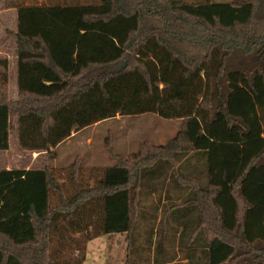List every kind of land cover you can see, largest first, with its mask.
<instances>
[{
  "label": "trees",
  "instance_id": "16d2710c",
  "mask_svg": "<svg viewBox=\"0 0 264 264\" xmlns=\"http://www.w3.org/2000/svg\"><path fill=\"white\" fill-rule=\"evenodd\" d=\"M0 3L17 15L18 86L12 101L0 57V151L14 131L20 149L50 163L73 133L117 115L182 120L167 143L143 142L110 166L0 168V264H83L88 241L131 239L138 191L170 168L175 234L191 229L189 208L192 235L203 229L186 264H264V206L247 189L264 168V0ZM157 234L164 242L165 227Z\"/></svg>",
  "mask_w": 264,
  "mask_h": 264
},
{
  "label": "rangeland",
  "instance_id": "374dc122",
  "mask_svg": "<svg viewBox=\"0 0 264 264\" xmlns=\"http://www.w3.org/2000/svg\"><path fill=\"white\" fill-rule=\"evenodd\" d=\"M58 1L86 0H28L29 3L38 4H52ZM212 1L246 2L248 0ZM16 16L15 9H7L3 3H0V57L8 58L10 61L8 98L12 101L17 99ZM181 122V119H166L156 113L117 115L80 130L56 146L55 157L50 163L48 162L50 155L46 152L20 149L16 133L12 131L10 148L0 151V168H38L49 163L55 171H58L75 160L82 162L84 169L92 166H110L119 156L127 157L137 152L143 142L155 145L167 143L177 133ZM169 171L170 174L166 180L160 182L151 192L145 186L138 191L136 228L131 239L128 240L127 233H111L88 241L86 259L83 264H186L188 262L185 257L192 247L190 242L199 239L201 237L199 233L203 229H197L192 235V228L199 215L197 210L189 208V216L185 222L190 223L191 229L187 230V235L181 238L175 234L172 218L170 219L168 214L169 217H167L164 211L167 202L171 204L178 201L175 191L177 178L171 174L172 168ZM195 177L199 183L203 185L207 183L205 173H199ZM180 185H183L186 193H189L193 187L187 183ZM247 187L249 192L260 197L264 206V168L250 173ZM146 197L150 198L147 200ZM157 203L159 209L155 211ZM184 205L178 206L176 216H180L186 209ZM164 227L165 240L161 242L157 231ZM245 257H247L246 254L240 256L239 262H242Z\"/></svg>",
  "mask_w": 264,
  "mask_h": 264
},
{
  "label": "crops",
  "instance_id": "0c3cea01",
  "mask_svg": "<svg viewBox=\"0 0 264 264\" xmlns=\"http://www.w3.org/2000/svg\"><path fill=\"white\" fill-rule=\"evenodd\" d=\"M16 59H17V58H16ZM16 65H17V60H16ZM16 90H17V91H16V94H17V97H16V98H18V86L16 87ZM82 130H83V129H82ZM78 132H80V131H78ZM75 133H77V132H75ZM75 133H73L72 136H74Z\"/></svg>",
  "mask_w": 264,
  "mask_h": 264
}]
</instances>
